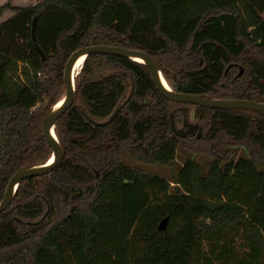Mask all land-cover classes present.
<instances>
[{
    "label": "trees",
    "instance_id": "1",
    "mask_svg": "<svg viewBox=\"0 0 264 264\" xmlns=\"http://www.w3.org/2000/svg\"><path fill=\"white\" fill-rule=\"evenodd\" d=\"M179 1L1 6L15 14L0 21V202L16 172L52 157L43 120L81 47L140 49L176 92L264 103V0H246L259 55L234 5L203 11L179 47L162 17ZM75 87L55 126L63 161L0 213V264H264V157L252 153L264 151V112L169 100L145 64L112 54L88 55Z\"/></svg>",
    "mask_w": 264,
    "mask_h": 264
},
{
    "label": "water",
    "instance_id": "2",
    "mask_svg": "<svg viewBox=\"0 0 264 264\" xmlns=\"http://www.w3.org/2000/svg\"><path fill=\"white\" fill-rule=\"evenodd\" d=\"M92 53H104L112 54L122 57H127L134 59L138 62L145 64L150 71L152 80L158 90L169 100L175 102H186L191 104H197L200 106H205L209 108H245L252 109L264 112V103L256 102L253 100L247 99H210L196 94L182 93L174 91L162 72L159 70L153 57L140 49H128L119 46H106V45H94V46H84L75 50L69 57L65 68H64V81L66 84V93L65 95L56 103L63 101L62 104L56 108V104L53 108L46 114L43 120L42 129L45 139L49 146L52 149V162H46L40 165L32 166L29 168H23L16 172L9 180L4 199L0 202V213L5 211L12 203V200L15 196L16 190L19 184L28 178L36 177L40 175H45L54 171L60 163L63 161L65 156V149L61 144L56 132L55 126L57 120L71 107L74 96H75V76L80 72V69L76 71L75 76L73 75L74 65L78 59L81 57H86ZM230 66L226 69V73L230 69ZM244 73V68H240L238 76H241ZM165 80V84L164 81ZM120 108H116L114 113L111 115L108 122H111L115 119L119 112ZM88 117V115H87ZM93 121V120H92ZM94 122V121H93ZM97 125H104L105 123L94 122ZM171 126L173 131L180 136L186 135V132L176 129L173 117H171ZM99 174V173H98ZM169 217H165L161 220L159 224V229L165 230L167 228Z\"/></svg>",
    "mask_w": 264,
    "mask_h": 264
},
{
    "label": "rangeland",
    "instance_id": "3",
    "mask_svg": "<svg viewBox=\"0 0 264 264\" xmlns=\"http://www.w3.org/2000/svg\"><path fill=\"white\" fill-rule=\"evenodd\" d=\"M36 0H0V8L5 4H10L13 7H26ZM236 6L241 13L240 27L248 37V42L251 44L249 50L252 55H259L260 50L253 46L259 39V33L256 30V25L260 21L258 20L260 15L255 13L254 8L245 0H180L174 6H166L162 10L163 17V29L167 32L179 45L183 47L186 43L190 33L195 29L200 14L215 6ZM15 11L11 9H5L0 15V21H4L13 16ZM259 16V17H258ZM240 71V70H239ZM243 149L246 153H250L247 148ZM253 156L257 159H263L264 151L253 149ZM159 173H171V168H163L161 166H154Z\"/></svg>",
    "mask_w": 264,
    "mask_h": 264
},
{
    "label": "bare ground",
    "instance_id": "4",
    "mask_svg": "<svg viewBox=\"0 0 264 264\" xmlns=\"http://www.w3.org/2000/svg\"><path fill=\"white\" fill-rule=\"evenodd\" d=\"M84 61H85V57H81L80 59H78V60L76 61L75 65H74V71H73V75H74V76H75V74H76V71H77L78 69H80V67H81V65L84 63ZM163 82H164V84H165V80H164ZM62 102H63V101H60L58 104H56V108L59 107V106L62 104ZM52 161H53V157H51V158L49 159L48 162H52Z\"/></svg>",
    "mask_w": 264,
    "mask_h": 264
},
{
    "label": "crops",
    "instance_id": "5",
    "mask_svg": "<svg viewBox=\"0 0 264 264\" xmlns=\"http://www.w3.org/2000/svg\"><path fill=\"white\" fill-rule=\"evenodd\" d=\"M243 1H245V0H243Z\"/></svg>",
    "mask_w": 264,
    "mask_h": 264
}]
</instances>
